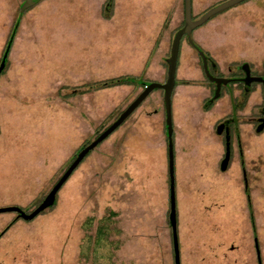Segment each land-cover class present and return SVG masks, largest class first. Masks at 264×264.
<instances>
[{
	"label": "rangeland",
	"instance_id": "obj_1",
	"mask_svg": "<svg viewBox=\"0 0 264 264\" xmlns=\"http://www.w3.org/2000/svg\"><path fill=\"white\" fill-rule=\"evenodd\" d=\"M220 1L192 0L193 16ZM23 3L0 0V62ZM177 12L183 20V0H41L24 13L0 77V209L31 213L77 151L143 92L141 87L87 92L86 85L121 77L148 86L166 82L163 64L182 24L174 25ZM192 39L221 65H263L264 0L218 15ZM195 58L182 41L171 101L181 264H256L252 241L260 240L258 264H264V135L258 140L257 181L255 149L248 157L260 228L255 237L240 167L219 176L222 143L202 131L220 117L222 103L211 113L201 109ZM110 214L113 245L95 236L98 221ZM169 214L164 94L155 90L91 152L53 209L32 222L0 214V264H175Z\"/></svg>",
	"mask_w": 264,
	"mask_h": 264
},
{
	"label": "flooded vegetation",
	"instance_id": "obj_2",
	"mask_svg": "<svg viewBox=\"0 0 264 264\" xmlns=\"http://www.w3.org/2000/svg\"><path fill=\"white\" fill-rule=\"evenodd\" d=\"M227 1L229 0L220 1L215 7ZM250 1L252 0H247L231 9L239 6L243 7ZM231 9L221 14L228 13ZM195 32L196 30L193 33ZM193 33L191 35V41H189L186 36L182 41L186 40L196 53V58L194 60L202 76V80L195 83L200 95L199 101L201 102V109L205 113H211L219 103H222L220 107V117L213 123L210 130L205 126L202 131L204 133H208L209 131L212 132L222 143V155L217 162L219 176L223 175L226 177L234 165L240 167L243 191L246 202L248 203L247 215L249 230H251L253 236L256 237L259 235L260 228L257 211H255V207L252 205V183L250 180L251 175L249 172L248 157H252L255 154L256 157L257 155L259 157L257 169L255 170V180L257 181L258 177H260L258 174L261 173L262 160V154L260 153L262 146L261 142L258 143V140L264 135V128L261 132L259 131L264 124V64L255 65L253 63L238 61L232 66L221 65L216 57L209 51L204 50L195 43L192 39ZM190 42H192L194 46L191 45ZM196 48H198L200 52ZM222 107H225V111ZM228 140L231 145V155L228 167L223 169L222 163L226 158ZM247 142H249L250 147ZM87 146L88 145L85 147ZM81 148L74 155L70 165L84 149ZM253 149H255L254 154L253 151H251ZM222 189H225V187H222ZM258 213L260 214L259 211ZM15 215L17 216V214ZM260 242L252 241L256 264H258L261 256Z\"/></svg>",
	"mask_w": 264,
	"mask_h": 264
},
{
	"label": "water",
	"instance_id": "obj_3",
	"mask_svg": "<svg viewBox=\"0 0 264 264\" xmlns=\"http://www.w3.org/2000/svg\"><path fill=\"white\" fill-rule=\"evenodd\" d=\"M40 0H24V3L20 7V12L18 19L15 23L14 29L7 43L6 50L3 54L2 60L0 62V77L5 69L6 62L9 58L12 45L15 41L17 31L19 29L21 19L24 13L39 3ZM247 0H229L224 2L212 9L206 11L201 17L194 20L192 0H183L184 4V26L173 37L171 44L170 57L166 60L167 64V80L165 84L153 83L150 84L145 90L128 106V108L117 118V120L109 126L103 133L96 137L87 147H85L76 157L75 161L67 168L62 177L53 186L48 195L43 199L41 204L31 213L24 212L20 207H8L0 209V214L13 213L17 214L16 220H23L25 222H32L35 218L41 215L43 212L52 209L56 202L57 196L65 183L73 175L75 170L83 162L89 153L94 151L99 145L105 142L117 129H119L130 117L131 115L142 105L146 98L155 90L163 91L164 93V107L166 115V132L168 140L169 149V177H170V214L169 223L172 229L173 245H174V256L175 264H181L180 261V251H179V241H178V228H177V210H176V195H175V175H174V163H173V126H172V116H171V101L173 91L176 86V73L178 67V60L180 54V47L182 39L186 36L189 41H191L192 33L203 27L213 18L219 14L225 12L237 6ZM193 45L192 42H190ZM194 46V45H193ZM199 52L200 50L196 48ZM264 128V124L259 130L260 132ZM231 155V145L228 140L227 142V153L226 158L222 163V168L226 169L229 165Z\"/></svg>",
	"mask_w": 264,
	"mask_h": 264
},
{
	"label": "trees",
	"instance_id": "obj_4",
	"mask_svg": "<svg viewBox=\"0 0 264 264\" xmlns=\"http://www.w3.org/2000/svg\"><path fill=\"white\" fill-rule=\"evenodd\" d=\"M193 19H196V18L194 17ZM183 25H184V21L182 22L180 29L183 27ZM180 29L174 31L173 35H175L176 32L179 31ZM7 63H8V60L6 62V66H5V69H4V72L2 73V75L5 73V70L7 68ZM163 66L165 68H167L166 62L163 64ZM119 87H134V88L141 87L143 89V91H144L145 88L148 87V85L147 84H139V83H137V80L135 78H130V77H121V78L113 79V80H110V81H105V82H100V83L86 85L87 92H91L93 90L94 91H99V90H103V89L119 88ZM89 144H90V142H86L84 145L86 146V145H89ZM85 146H82L81 149H83ZM99 146H101V145H99ZM90 154L91 153H89L87 155V157ZM43 199H41L40 201H38L36 203L34 209H36L41 204ZM44 213L45 212H43L41 215H43ZM114 216H115L114 214H110L109 216L104 217L102 220H99L98 223H97V230H96V234H95L96 238L101 236V235L104 236L106 238V240H107L106 242L110 243L111 245H113V243L109 242V237H110V230H111L110 228H111V226L114 225V221L112 219ZM115 245H116L115 246V250L117 251L118 250V245L117 244H115Z\"/></svg>",
	"mask_w": 264,
	"mask_h": 264
},
{
	"label": "crops",
	"instance_id": "obj_5",
	"mask_svg": "<svg viewBox=\"0 0 264 264\" xmlns=\"http://www.w3.org/2000/svg\"><path fill=\"white\" fill-rule=\"evenodd\" d=\"M176 15H177V19L175 20V22H174V25H176L178 22H183V20H182V18H181V16H180V19L178 20V12L175 14V17H176ZM168 18H169V16H166V18L165 19H163L164 21H162L163 22V24L164 25H162L163 27H165L167 24V21H168ZM169 22V21H168ZM170 24V23H169ZM172 27V26H171ZM174 27V26H173Z\"/></svg>",
	"mask_w": 264,
	"mask_h": 264
}]
</instances>
